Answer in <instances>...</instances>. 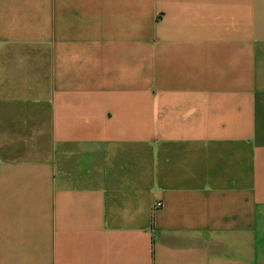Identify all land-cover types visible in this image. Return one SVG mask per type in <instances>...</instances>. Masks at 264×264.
I'll list each match as a JSON object with an SVG mask.
<instances>
[{
	"label": "crops",
	"instance_id": "obj_1",
	"mask_svg": "<svg viewBox=\"0 0 264 264\" xmlns=\"http://www.w3.org/2000/svg\"><path fill=\"white\" fill-rule=\"evenodd\" d=\"M0 264H264V0H0Z\"/></svg>",
	"mask_w": 264,
	"mask_h": 264
},
{
	"label": "built area",
	"instance_id": "obj_2",
	"mask_svg": "<svg viewBox=\"0 0 264 264\" xmlns=\"http://www.w3.org/2000/svg\"><path fill=\"white\" fill-rule=\"evenodd\" d=\"M162 204L161 203H158L157 206L160 207Z\"/></svg>",
	"mask_w": 264,
	"mask_h": 264
}]
</instances>
